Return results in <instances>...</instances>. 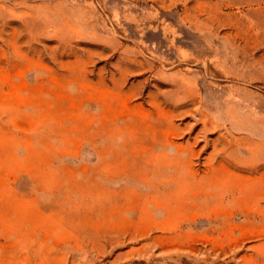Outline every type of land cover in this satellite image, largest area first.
I'll return each instance as SVG.
<instances>
[{
  "label": "rangeland",
  "instance_id": "374dc122",
  "mask_svg": "<svg viewBox=\"0 0 264 264\" xmlns=\"http://www.w3.org/2000/svg\"><path fill=\"white\" fill-rule=\"evenodd\" d=\"M0 264H264V0H0Z\"/></svg>",
  "mask_w": 264,
  "mask_h": 264
}]
</instances>
